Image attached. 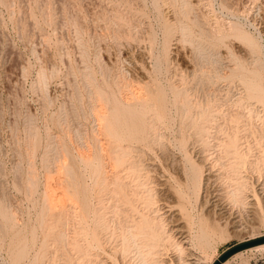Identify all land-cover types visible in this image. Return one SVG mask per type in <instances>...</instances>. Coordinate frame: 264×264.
I'll return each mask as SVG.
<instances>
[{
  "label": "rangeland",
  "instance_id": "374dc122",
  "mask_svg": "<svg viewBox=\"0 0 264 264\" xmlns=\"http://www.w3.org/2000/svg\"><path fill=\"white\" fill-rule=\"evenodd\" d=\"M261 238L264 0H0V264H214Z\"/></svg>",
  "mask_w": 264,
  "mask_h": 264
},
{
  "label": "bare ground",
  "instance_id": "6f19581e",
  "mask_svg": "<svg viewBox=\"0 0 264 264\" xmlns=\"http://www.w3.org/2000/svg\"><path fill=\"white\" fill-rule=\"evenodd\" d=\"M139 103H140V102H139ZM134 109H135V108H134ZM99 118H101V117H99ZM109 129H110V128H109ZM110 134H111V133H110ZM123 145H124V144H123ZM98 149H99V148H98ZM101 149H102V148H101ZM99 150H100V149H99ZM97 151H98V150H97ZM102 151H103V150H102ZM104 152H105V150H104ZM112 153H113V152H112ZM133 153H134V152H133ZM130 154H131V153H130ZM83 155H84V154H83ZM106 155H107V154H106ZM108 155H109V153H108ZM109 156L112 157V154H110ZM85 157H87V156H85ZM100 157H101V156H100ZM101 159H102V158H101ZM136 159H137V157H136ZM108 161H109V160H108ZM123 161H124V160H123ZM126 162H127V161H126ZM123 163H124V162H122V165H123ZM127 163H128V162H127ZM130 163H131V161H130ZM132 163H133V162H132ZM113 164H114V163H113ZM134 164H136V163L134 162ZM114 165H115V164H114ZM107 166H108V165H107ZM135 167H136V166H135ZM77 168H78V167H77ZM113 168H114V167H113ZM124 168H125V167H124ZM109 170H110V169H109ZM118 170H119V169H118ZM115 171L117 172V170H115ZM107 172H108V171H107ZM113 172H114V171H113ZM113 172H112V173H113ZM116 172H115V174H116ZM118 172H119V171H118ZM113 175H114V174H113ZM117 175H119V174L117 173ZM115 177H116V176H115ZM121 177H122V176H121ZM103 178H104V177H103ZM103 178H102V179H103ZM116 178H118V177H116ZM116 178H115V181L117 180ZM118 179L121 180L120 177H119ZM104 181H105V180H104ZM112 181L114 182V180H112ZM78 182H79V181H78ZM113 182H112V183H113ZM116 182H117V181H116ZM118 182H120V181H118ZM113 184H114V183H113ZM113 184H112V185H113ZM117 184L119 185V183H117ZM121 184H122V187H123L126 183L123 184V182H121ZM105 187H107V186H105ZM111 187H112V186H111ZM113 187H115V186H113ZM113 187H112L111 189H113ZM117 187H118V186H117ZM180 188H181V187H180ZM116 189H117V188H116ZM118 189H119V187H118ZM118 189H117V191H118ZM125 190H126V189H125ZM249 190H250V189H249ZM53 192H54V191H53ZM56 192H57V191L54 192V193H55L54 195H57ZM58 192H59V191H58ZM80 192H81V191H80ZM106 192H107V191H106ZM112 193H113V190H112ZM118 193H120V195H122L120 190H119ZM125 193H126V192H125ZM125 193H124V194H125ZM85 194H86V193H85ZM85 194H84V195H85ZM51 195H52V194H51ZM54 195L52 196L53 198H55ZM62 195H63V194H62ZM62 195H60V196H62ZM79 195H80V194H79ZM76 196H77V195H76ZM122 196H123V195H122ZM128 196H129V195H128ZM52 197L49 196V198H52ZM57 197H58V195H57ZM96 197H97V196H96ZM110 197H112V196H110ZM119 197H121V196H119ZM119 197H117V198H119ZM124 197H125V196H124ZM129 197H130V196H129ZM129 197H128V198H129ZM53 198H52V199H53ZM60 198H62V197H60ZM60 198H58V199H60ZM63 198H64V197H63ZM76 198H77V197H76ZM112 198H113V197H112ZM117 198H116V199H117ZM121 198H122V197H121ZM130 198H131V197H130ZM184 198H185V197H184ZM52 199H51V200H52ZM64 199H65V198H64ZM109 199H110V198H109ZM131 199H132V198H131ZM62 200H63V199H61V202H60V203H62ZM113 200H114V199H113ZM52 201H53V200H52ZM52 201H50V202H51V207H55V208H56V204H54V205H55V206H54ZM55 201H56V200H55ZM74 201L77 202L76 199H75ZM86 201H87V199H86ZM102 201H103V199H102ZM118 201H119V199H118ZM124 201H125V200H124ZM133 201H134V200H133ZM64 202H65V201H64ZM72 202H73V201H72ZM76 202H75V203H76ZM79 202H80V201H79ZM113 202H114V201H113ZM113 202H112V203H113ZM125 202H126V201H125ZM125 202H124V203H125ZM60 203H59V205H60ZM75 203H74V204H75ZM85 203H86V202H85ZM116 203H117V201H116ZM118 203H119V202H118ZM124 203H123V204H124ZM119 204H120V203H119ZM119 204H118V205H119ZM128 204H129V203L127 202V205H125V206L127 207ZM136 204H137V203H136ZM61 205H63V204H61ZM63 206H64V205H63ZM57 207H58V206H57ZM59 207L61 208V206H59ZM75 207H77V206L75 205ZM80 207H81V206H80ZM80 207H79V209H80ZM84 207L86 208V206H84ZM87 207H88V206H87ZM77 208H78V207H77ZM116 208H118V207H116ZM130 208H131V207H129V209H130ZM49 209H50V208H49ZM113 209H114V207H113ZM118 209H119V208H118ZM73 210H74V209H73ZM114 210H115V209H114ZM116 210H117V209H116ZM120 210H121V209H120ZM87 211H88V210H87ZM117 211H118V210H117ZM81 212H83V211L81 210ZM112 212H113V210H112ZM50 213H51V212H50ZM68 213H69V212H68ZM113 213H115V212H113ZM87 214H89V213L87 212ZM131 214H132V213H131ZM62 215H63V214H62ZM77 215H78V213H77ZM85 215H86V214H85ZM115 215H117V213L114 214V217H115ZM89 216H90V215H89ZM133 216H134V214L132 215V217H133ZM87 217H88V215H87ZM87 217L85 216V218H87ZM114 217H113V218H114ZM138 217H139V216H138ZM111 218H112V217H111ZM130 218H131V217H130ZM87 220H88V219H87ZM112 220H113V219H112ZM130 220H131V222L133 221L132 219H130ZM127 222H128V221H127ZM132 223H133V222H132ZM129 224H130V222H129ZM141 224H142V223H141ZM131 226H132V225H131ZM135 226H136V223H135ZM81 227H82V226H81ZM128 227H129V229H127V230H130V232H131L130 226H128ZM128 227H127V228H128ZM123 228H124V226H123ZM131 228H132V227H131ZM90 229H91V228H90ZM114 229H115V228H114ZM123 230H124V229H123ZM132 230H134V229H132ZM90 231H91V230H90ZM97 231H98V230H97ZM140 231L142 232V230H140ZM135 232H136V230H135ZM135 232L133 231V234H134ZM141 232H138V231H137L136 233H141ZM90 233H92V232H90ZM127 234H128V233H127ZM141 234H142V233H141ZM144 234H145V233H144ZM93 235H94V234H93ZM95 235H96V234H95ZM131 235H132V234H131ZM135 235H136V234H135ZM135 235H134V236H135ZM98 237H99V236H98ZM98 237H97V238H98ZM125 237H126V236H125ZM132 237H133V236H132ZM146 237H147V236H146ZM133 238H135V237H133ZM140 238H141V237H140ZM148 238H149V237H148ZM90 239L92 240V237H90ZM104 239H105V238H104ZM131 239H132V238H131ZM131 239H130V241H128L129 244H130V242H131ZM122 240H123V239H122ZM128 240H129V239H128ZM135 240H136V238H135ZM137 240H138V239H137ZM90 242H91V241H90ZM133 242H134V241H133ZM135 242L137 243L138 241H135ZM135 242H134V243H135ZM93 243H94V242H93ZM91 244H92V243H91ZM132 244H133V243H132ZM93 245H94V244H93ZM133 245H134V244H133ZM129 246H132V245H129ZM136 246H137V245H136ZM92 247H94V246H92ZM96 247L98 248V246H96ZM99 247H100V246H99ZM133 247H134V246H132V249H134ZM144 247H145V246H144ZM141 248H143V247H141ZM86 249H87V248H86ZM136 249H137V248H136ZM250 250H252V251H259V252H260V251H264V245H262V246H258V247H255V248L250 249ZM102 251H104V250H102ZM139 252H140V251H139ZM106 253H107V252H106ZM108 254H109V253H108ZM236 254H237V253H236ZM240 255H241V254H239L238 256H240ZM109 256H111V255H109ZM35 259H36V258H35Z\"/></svg>",
  "mask_w": 264,
  "mask_h": 264
},
{
  "label": "water",
  "instance_id": "95a60500",
  "mask_svg": "<svg viewBox=\"0 0 264 264\" xmlns=\"http://www.w3.org/2000/svg\"><path fill=\"white\" fill-rule=\"evenodd\" d=\"M263 243H264V238H261V239H258V240H254V241H251V242H247V243H244V244H240L238 246H235V247L229 249L227 252H225L220 257V259L217 262H215L214 264H222L229 257L235 255L236 253H238V252H240V251H242L244 249H247V248H250V247L259 245V244H263Z\"/></svg>",
  "mask_w": 264,
  "mask_h": 264
}]
</instances>
